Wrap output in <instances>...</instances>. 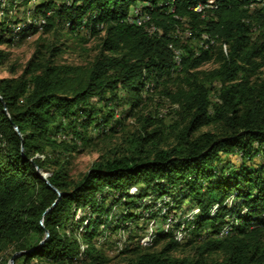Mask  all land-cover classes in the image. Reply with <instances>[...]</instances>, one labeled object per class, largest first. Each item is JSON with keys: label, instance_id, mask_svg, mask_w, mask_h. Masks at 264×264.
Masks as SVG:
<instances>
[{"label": "trees", "instance_id": "trees-1", "mask_svg": "<svg viewBox=\"0 0 264 264\" xmlns=\"http://www.w3.org/2000/svg\"><path fill=\"white\" fill-rule=\"evenodd\" d=\"M207 2L0 0V45L39 32L20 74L0 78V264L17 251L14 264H106L98 237L149 208L166 206L167 218L185 199L200 208L173 224L186 236L160 229L142 247L129 233L124 264H264V0ZM63 36L98 38V51L59 63ZM155 98L172 106V123L146 110ZM130 117L127 146L71 178L67 156L111 140Z\"/></svg>", "mask_w": 264, "mask_h": 264}, {"label": "rangeland", "instance_id": "rangeland-1", "mask_svg": "<svg viewBox=\"0 0 264 264\" xmlns=\"http://www.w3.org/2000/svg\"><path fill=\"white\" fill-rule=\"evenodd\" d=\"M14 12L18 15V17H22L24 9L23 7H16ZM2 13V12H1ZM28 22L31 19L27 20ZM186 29V28H185ZM184 29V30H185ZM183 30V31H184ZM179 31H181L179 29ZM178 31V32H179ZM185 34V31L183 32ZM39 37V32L36 34L28 35L22 41L17 42L16 44L7 46V45H0V48H3L5 51L8 52V60L3 64L0 65V78L6 77H16L20 74L22 69L24 68L26 62L31 57L37 42V38ZM67 37V36H66ZM65 36L62 37V41L65 42L64 50L57 56V61L59 63H67V64H87L89 61L93 59L95 54L97 53L98 48V38L86 36L88 39L86 42H80L78 39H75L71 36L66 38ZM47 40L51 39V36H45ZM14 67V72L10 71V68ZM213 67V64L207 63L203 65V68L209 69ZM264 70V68H263ZM159 98H155L150 104L147 105L146 110L157 111L159 116L162 117L166 124H170L175 120L176 116L172 112V106H170L167 102H162L158 100ZM118 115V111L116 112V116ZM119 116V115H118ZM133 121V118L130 117L126 121V126L122 129L118 130V135L114 138L106 139L107 141H97L91 143L88 147H82L78 149V151L72 153V155L67 156L68 160V170L69 175L73 179L80 178L91 166L92 162L98 158L102 151H106L108 148L111 147H119L122 150L123 147L127 146V143L124 142L123 137H119V134L126 130L127 127L129 128V124ZM208 127H203L201 130H206ZM96 132L95 130L93 131ZM92 132V135L94 133ZM110 140V141H108ZM125 143V144H124ZM120 144H123L120 146ZM105 148V149H102ZM117 149L116 151H119ZM229 160L234 162L235 164L240 161L237 155H232L228 157ZM259 162L262 160L261 157L256 158ZM256 161V162H258ZM43 176L47 177L48 172L41 171ZM136 192V188L133 187L130 192ZM146 201L148 200L145 199ZM231 200V199H230ZM229 200V202H230ZM171 198L169 196H164L163 198L157 201V207H162V202H170ZM157 207L153 208L152 211H155ZM215 208H218L217 205H214L210 213L215 211ZM150 209V208H149ZM144 210L143 216L138 223L135 224L134 222H130L127 224L125 229H119L112 235H107L106 238L98 237L97 241V248L102 256L106 260V264H124L126 259L130 256H133L130 252H122V248L125 246V242H127V236L131 233L132 236L135 235V240H137L138 244L143 246H148L147 243L150 242L152 234L155 231L164 229V230H172L176 237L179 239H183L186 236L187 230L183 226H179L178 228L174 227L173 224L177 220H183L184 222H188L196 216L197 213L200 212V208L194 203H189L188 199H185L182 202V205L178 208L173 210L169 213L167 218L161 219L162 215L166 211L167 207H162V210L152 216L154 213H151V210ZM116 210H121V208H116ZM80 216V213L77 214ZM76 216V217H77ZM175 228V229H174ZM146 244V245H144ZM85 245L81 243V252L84 249ZM193 250L186 248L183 253L177 252V255H186L191 254ZM88 261V258L85 259Z\"/></svg>", "mask_w": 264, "mask_h": 264}, {"label": "built area", "instance_id": "built-area-1", "mask_svg": "<svg viewBox=\"0 0 264 264\" xmlns=\"http://www.w3.org/2000/svg\"><path fill=\"white\" fill-rule=\"evenodd\" d=\"M213 2V0H211V3ZM194 7H198V6H194ZM129 16L132 18V21L137 22V18L139 17H144L143 14H141V5L140 4H136L134 6H132ZM174 61L176 63V58L174 57Z\"/></svg>", "mask_w": 264, "mask_h": 264}, {"label": "water", "instance_id": "water-1", "mask_svg": "<svg viewBox=\"0 0 264 264\" xmlns=\"http://www.w3.org/2000/svg\"><path fill=\"white\" fill-rule=\"evenodd\" d=\"M15 129L17 130V127H16V126H15ZM40 175H41V177H42L43 179L46 180V177L43 176V174H42L41 172H40ZM55 190H56V189H55ZM57 193H58V195L60 196V192L57 191ZM56 201H57V200H56ZM56 201L53 203V205L56 203ZM46 236H48V232H46ZM45 239H46V237L44 238V240H45ZM44 240H42L41 242H43ZM22 253H24V251H17V252H15V253L11 256V258L9 259L8 264H14V258H15L16 256L22 254Z\"/></svg>", "mask_w": 264, "mask_h": 264}, {"label": "bare ground", "instance_id": "bare-ground-1", "mask_svg": "<svg viewBox=\"0 0 264 264\" xmlns=\"http://www.w3.org/2000/svg\"><path fill=\"white\" fill-rule=\"evenodd\" d=\"M210 2H211V0H208V4H210ZM196 9H198V8H196ZM142 18V17H141ZM141 18H139V20L141 19ZM130 20V19H129ZM149 26V25H148ZM151 30V32H152V29H150ZM210 37V36H209ZM210 39V38H209ZM204 40V39H203ZM212 42V41H211ZM213 44V43H212ZM207 46V45H206ZM175 58H176V66H178V67H180L181 66V64H180V58H179V54H178V52H176V55H175Z\"/></svg>", "mask_w": 264, "mask_h": 264}]
</instances>
